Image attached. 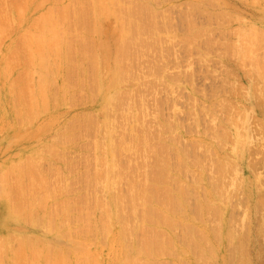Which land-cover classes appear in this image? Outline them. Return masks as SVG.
Here are the masks:
<instances>
[{"label": "rangeland", "instance_id": "obj_1", "mask_svg": "<svg viewBox=\"0 0 264 264\" xmlns=\"http://www.w3.org/2000/svg\"><path fill=\"white\" fill-rule=\"evenodd\" d=\"M60 1H61L60 3H58L59 0H56V3L46 2L44 4H40L39 6L37 0H27V2L26 0H0V29H1L0 35H2L0 36V39H2V41L0 40V45L3 42L2 45L0 46V79H1L0 80V167L2 168V170L0 168V172H1L0 175L3 173V169L5 170L8 168L7 170H10L13 167V165L15 166V163L17 164V162L20 163L21 161H24L26 159H30L34 162H38L37 160L42 162L43 160L45 163L39 162V164H41L39 165L40 166L39 169H41L39 170V172L42 171L43 173H45L43 174L40 172L43 177H46L45 180H50V181H45L46 186H44L43 183H40L41 188L42 185L44 186V188L46 187V191H44L45 190L44 188L41 189L40 186L37 185L38 187L36 186V188L37 189L39 188L38 192H36L37 189L34 188L33 190L34 192H31L30 194L35 196L36 193L39 194V190L41 189L43 193L41 192L40 195L46 193V195L44 194L43 196L44 197L46 196L48 201L50 199L49 203L54 204L51 205L48 203L49 205L47 207V210L45 211V215H47L48 217L43 219L44 221L42 220L41 223H38L40 221L38 220L36 221L33 219V220H29L28 222V219L30 218H27L24 214L23 215L20 214L22 216H19L17 215L18 213L16 210L11 209L10 211L7 208L11 202L9 201L10 199L6 198L7 196H5L7 189L3 188V186L1 185L0 189L1 188L2 189L0 190V202L1 204H3V206L0 205V233H1L0 242L3 240V242L6 243V247L9 248L10 246L9 249L14 250L15 247L17 248V246H19L20 244V243L18 244L19 241L22 242V240H26V238H28V235H30L31 237H33L31 238L29 236V238L33 241V244L37 245V247H39L41 250L42 249L46 250L49 249L50 246L51 247L54 246L53 248H51L52 253L50 251L51 249H49L51 256H54L55 254L57 255L59 248H60L59 252L63 250L62 253H65V250L66 253H68L69 251L67 250L71 249L67 255L69 257L66 256V258H69L70 261H72L71 256L72 254H74V251L76 250V248L74 249V247L75 246L78 247L77 242H76L77 245L73 244L75 243L74 242L75 240L77 241L80 240V242L84 241L82 243L83 244L85 243V245L87 244L86 246H88V244L91 242L93 244L91 243L89 244V246H91L90 249L94 250L95 248L97 252L99 251L98 254H100L99 259H101L100 261L101 264L103 263L115 264L113 258L114 254H111L114 251L112 249V246H110L111 244L109 241V237L111 236L113 237L114 234L120 236L121 231H120V227H118L119 224L117 222H112L111 230H110L111 232L109 233L108 236H105L106 237L105 238L104 235L106 234V232L104 231L105 234H103L104 233L103 230L102 229L99 230L97 228L99 225L98 223H100L99 220L100 217L98 218V215L100 214L97 209L98 207L94 206L95 201L102 199L104 196L110 202H112L113 200L112 192L113 190L115 191V189L109 187V185H111L110 182L113 179L112 177H110L111 179L110 178L107 179L109 181L105 180L104 183H103L104 181L103 179H99L97 186H95L94 183L96 180L94 178L97 177V168L103 169L102 165L105 161L104 159L107 160L109 159V157H111L108 151H109V147L112 146L114 148L117 147L122 148V150H120V153L117 152L119 154L116 156L117 157L116 160L117 162L118 160L121 161L120 163L118 162L119 164L117 163L119 166L121 164L123 165V167L125 166V168H123L121 165L122 173H125L122 174V176L124 175L123 178L125 177V175H127L128 177V178L127 177L124 178L123 183L120 184L118 190H116L115 193L118 192L123 195L124 194L128 195V193H130V191L133 190V188H136L138 186L135 183L138 181L141 182L140 179L143 178L144 179L146 178L147 181L146 185L147 184L148 186L150 185L149 187L151 188V189H146L147 191L146 200L148 201L146 206L145 207L142 205H140V207L138 206L137 209L135 210L136 215L133 217L134 215L133 213V215H130L129 218L131 219V221H129L128 219V221L134 228L133 229L134 234L131 237H129L130 239L129 238L123 239L122 242L120 243V246H122V243L124 244L126 243V245L128 246L127 247L125 245L126 247L125 249L127 253L129 252L128 251L129 248L130 247L132 248L135 239L136 240L138 239L137 241H140L141 239L145 238L143 237L140 238L139 240V238L137 237H142L143 234L147 236V233H149L148 236H150V231L152 232L153 230L154 231L153 234L155 238L161 236L164 237L165 239L166 233L170 231L169 236H171V238L168 237L167 235L166 236L167 239H165V241L171 239L173 244L171 243V241H168L170 243L167 244L163 239L164 243L162 244L163 245L161 248L162 251L160 250L161 253L158 251V248L155 247L153 249L159 252V254H157L156 251H154L155 253L151 256L153 258L155 256L159 257L160 255L159 259L156 257L153 259L156 261L161 260L162 264L164 263L166 264L168 262L169 264H235V263L238 264V262H240L239 264L242 263L264 264V230H262V228H264V219H263L264 204L262 202L263 205H261L257 209H254L256 207L252 206L257 201L256 199L258 198L257 196H259V193L262 192V195L261 194L260 195L262 196V198H264L263 196L264 144L262 143L264 142L263 141L264 137L260 132L261 130L260 124L264 125V106L262 104H258L264 102V0H116L114 2H112V0H97V1L74 0L76 7L74 6H73L74 8L69 7L71 9V13H70L71 17L69 16L68 19L70 20L69 22L67 21L68 23H70L72 19L74 23H70L68 26H66V28H69V26L73 24L74 27V28L73 27L69 28V30L71 29L74 30H71L69 33L72 35H70L69 37L67 36L69 40H72L74 37L75 39L73 40L74 41L76 40L74 42L75 44L72 41L75 47L73 49L75 50L70 51L72 56L71 60L73 61L71 62V64H69L66 60H63L62 62L64 63L61 64V69H59V73L55 69L51 74L49 73V75H47L49 78L46 76V78L49 80L48 84H50L49 87L47 85V99H45L46 101L48 100V102L44 101L47 107L44 105L46 107V109L44 110L42 104L36 106L38 108L39 114L38 113L36 114L35 112H34L35 115L30 114L32 116H35L32 117L33 121L30 122L29 120H31L30 118L31 116L30 115L28 116V114L26 113L27 111L25 109L23 110V112H25L24 115L22 111L21 114L23 116H25L26 114L27 115L26 117H22V115H20L22 118L18 115L16 117L17 113L14 112L17 111H14L13 108L12 110L10 109L13 105L11 102L13 99L11 98H14L13 101L14 105L16 101L13 92L12 94L9 93L10 91H12V90L9 91V89L12 86V83L15 82L16 83L15 86H17L21 90L26 88L27 84L28 86L30 85L29 83H27L28 82L27 80L28 51L22 40L23 35L21 33L22 31L24 32L25 30L30 29V27H32L31 23L33 24L34 22L33 19L35 20L36 17L42 12L43 13L46 12L48 10L47 7L49 8L50 6L62 7L66 5L65 2L69 0H60ZM76 2H80V4ZM95 3H97L98 7H96ZM36 4L40 8H38ZM20 5H22L24 8H22V6L20 7ZM34 6L35 8L37 6L36 10H34L35 9L33 8ZM101 6L102 8H100ZM18 7L21 8L20 10L24 14L23 13L20 14V12L18 13V11H20V10L18 11L16 10L19 9ZM131 9H133V11ZM74 10H77L76 15H74L75 17L73 16V14H75ZM98 11H100V13ZM128 12L129 13L132 12V13L129 14ZM16 14L19 16H17ZM95 14H98L99 22H100V26L97 32L96 31L94 32L91 26L93 23L92 17L93 16L95 17ZM76 16L77 18L79 17L78 18L79 22ZM91 18H92V22H91ZM2 21L7 25L1 23ZM19 21L21 22L19 23ZM75 22H78L76 23L77 27L75 25ZM84 22L86 23V26ZM124 25H126L125 26L126 28L124 27ZM131 26L133 27V29ZM134 26H136V29L140 27L138 29L140 32L138 33H140L141 37L137 36L138 33L133 32L136 31ZM122 27H124V29L129 31L128 35H126V37L128 36L126 39L127 43H129L130 45L129 48L130 58L128 57L129 61L127 62L128 64L130 63L132 69L129 68L130 67L129 65L128 68L131 70H129L126 66V68L128 69L126 71L127 73L125 72L127 79L125 78V74H124L123 78L125 79L120 81L121 84L119 85V87L117 86L115 88V89L121 88L120 90L123 93H121V91L119 90V92L121 93L120 99H118L117 101L110 102V96L112 94L111 92L112 88L110 84L115 75L114 63L116 62V60L114 54L117 53L116 49L119 47V43L121 42V32L119 33V30L120 28L122 29ZM251 28H253L255 31H253ZM196 29L199 31H197ZM195 30L198 35L197 34L195 35L196 33ZM80 31H82L81 34L84 39L85 38L87 39V37L90 35L87 40L85 39L86 41L81 40L83 38L80 39V37H82ZM144 31L146 32V34ZM76 33L80 34L79 39ZM247 33L248 34L250 33V36L251 35L252 36L247 37ZM73 35L74 37L72 38ZM116 35L118 36V39L116 38ZM134 35H136V37ZM190 35L192 36V41L191 38L190 40L189 39L187 40V38L191 37ZM240 35H242V38L246 36V39L250 38V40L244 41L241 39ZM255 35L256 36L259 35V37L257 36L258 38L256 37L257 38L256 40H255ZM132 36L134 37L132 38ZM1 37H3L4 40ZM138 37L140 38L141 41L137 39ZM251 38L252 39L254 38V41H252L253 43L251 42L252 40ZM249 41L252 44H250ZM85 42L86 45H84ZM72 43L70 41L71 46H73ZM244 43L245 45L248 46L246 49H248L250 45L249 54H247L248 50L242 48L244 47L243 46ZM135 44L139 45L141 49ZM142 45L143 48L141 47ZM13 49L15 51L17 50V52L13 51ZM78 49L79 51L80 50L82 51H80L79 53ZM85 51H89L90 53L87 52L88 59L85 58L86 57L85 55L83 60L82 59L83 57L81 56L82 55L81 52H85ZM12 53L16 57L13 56L14 57L13 59H15L14 61L12 59L10 60L16 63L12 62L13 64H15L13 66L11 65V63L8 65L12 66V68L14 67L15 69L11 68L12 70H14V71L11 70L12 73L8 71L10 75L8 72H7L8 74L3 75V70L5 69L4 67L6 66L4 63L5 58L6 59L11 58ZM8 54L9 55L11 54V57L10 56L7 57ZM88 55L91 57H89ZM112 56L114 57L111 58ZM112 59H114L115 62L111 61ZM76 60H77V64L75 63ZM7 61L6 64L9 63ZM79 61H81V63H84L83 64L84 67L80 64ZM88 61L91 62V64H89ZM104 61H107L109 63L107 64ZM94 63L96 65H94ZM260 63L262 64V66ZM77 65L81 66L80 70L78 69ZM92 65H94V67H92ZM256 65H258L260 68L258 66L256 67ZM73 66L76 69L73 68ZM240 66L243 69H241ZM71 67L73 69H71ZM83 69L84 71H82ZM80 71L84 73H81ZM18 73L20 75H18ZM259 74L261 75L259 76ZM8 75L9 77H7ZM15 75L18 76L15 77ZM34 75H36L35 78H32L30 81L32 85H35L36 78L38 76L37 72H35ZM109 77L110 80L108 81ZM56 80L58 85H55L56 83L53 82ZM1 84L4 87V90ZM52 84H54V86ZM251 86L254 89H252ZM55 93L56 95H54ZM49 96L53 99V101L52 99H50ZM55 96L59 100L55 99ZM219 100H220V104H219ZM105 106L106 108H108V110L105 109ZM14 107H16V105ZM37 108L35 109L37 110ZM233 116L236 117L235 123H232L233 120L232 118H234ZM224 119H226V121H223ZM19 120L23 121V122L20 121L22 123L20 124V127L18 124L20 123L18 122ZM3 121L5 124L3 123ZM28 121L29 123H27ZM111 121L112 123L115 121V123H113V126L112 124L111 126L113 127V129H115V131L116 130L117 131L115 132L114 130H111L114 131V133L112 132L111 134H114L113 138L115 137V135H116V139L119 138L117 142H115V138L114 139L112 138L113 139L112 142L110 140L111 139L110 136L108 135L109 134L108 131H110V127L108 123L109 122L111 123ZM258 122H260V124H258ZM212 123H214L213 124L214 130L215 128L216 130L215 131L213 130L211 132L210 130L213 129ZM227 123H229L230 125ZM114 124L118 126L116 125L114 126ZM208 125L209 127H211L210 130L209 127H207ZM39 126L42 129H40ZM230 126L232 128H230ZM217 128L218 130L220 129L219 131H221V133L226 128L227 129L229 128L231 130L230 132L227 131L229 135L231 133L228 139L225 138L221 139L223 140L221 144L222 145L221 150L219 149L221 145H219L220 147L217 146L216 144L217 137L214 135V132L215 134L216 132H218ZM36 129L38 132L36 131ZM248 130H250L249 133ZM210 132L212 136L211 134H209ZM250 132L252 134H250ZM213 135L214 138H212ZM216 135L218 136V134ZM209 136H211L210 139ZM130 137L132 140L130 139ZM142 137L146 139L144 140L145 142L143 141L144 144L146 143L147 144L152 143L151 145L154 144L153 146L155 147L153 148H156L154 149L155 151L152 152L147 147L140 149V143H141L140 141L144 139ZM199 141L205 144V148L202 147L204 146L203 144L200 145L201 143ZM206 147H208L209 151L212 149L213 152H215L212 153L210 151L211 154L208 152L209 155L213 154L215 158L225 157L228 161L234 164V169L232 168L231 174L230 172L227 174L225 173L226 175H224V177L218 181L219 186L221 185V183L223 184L221 185V187L223 186L222 189H224L225 192L224 190H222L223 191L222 193L223 194L226 193V195L228 196L224 197L222 195L223 196L222 199L225 200V198L226 197L227 198L225 201L221 199V202L217 203L219 205L221 204L220 208H217L216 206L217 211L218 209L221 210H219L218 211L219 213L217 212L216 215L214 213V216H208L210 217V219L206 217V214L203 212L202 209L200 210L201 206L199 205V203L202 205L201 202L209 194V192L207 191H210L211 189H212L211 191H213V189L214 192L215 189L217 191V188H214L215 185L213 184L215 181L213 182L210 177L212 173L214 174L215 171L214 166L210 164L211 162H206L205 160L207 158L205 152L208 151ZM240 147H242L243 149ZM50 148H52V150H50ZM240 149L242 150V154L237 152V151H241ZM47 150L48 151L50 150L51 152H48ZM16 153L17 155L13 156ZM126 153L128 156L126 155ZM25 155L26 156L29 155L30 158L27 157L25 159L24 158L26 157ZM100 155L101 156L103 155V157H100ZM142 155H145V158H143L144 156L142 157ZM182 155L184 156L183 158L179 157ZM187 155L189 159L185 161L186 160L185 157ZM118 157L120 159H118ZM249 157H251L255 161V166L253 168L252 166L248 165V162L246 160ZM179 158H181V160H183L184 163H182V161H179L180 160ZM203 160H205L206 166H204L203 168L201 165H199V167H201L199 169L198 164L196 166V161H203ZM236 163L239 164L240 166L237 165ZM8 165L10 167H8ZM56 170H59L60 172ZM198 171L201 172L199 173ZM228 174H230L229 177L231 181L229 180V177L228 178L225 177ZM256 174L260 177L259 179L255 178ZM198 176L201 177V179ZM91 178H92V182H91ZM126 178L130 180H127ZM224 178H226L224 180L225 182L220 183V181H223ZM33 179L34 182H36V179L35 178ZM57 180H59V182H57ZM31 181L32 179L30 180V184ZM235 181L238 182L235 183ZM52 182L54 183L53 185ZM226 182L228 183V185L226 184L227 186L225 185ZM37 184H39L38 178H37ZM49 185L51 186L49 187ZM53 186L55 189L56 188L58 189L54 190ZM48 187L49 189L51 188V190L53 189L52 192L51 190L47 189ZM107 187L108 189H110V191L107 190ZM255 187H258V190ZM66 189L67 191L68 190L69 191L66 192ZM165 192H168L171 195V197L174 198L172 200L173 203L179 200L180 201V202L178 201L179 204L177 205L172 204L173 206L172 208L170 203L171 197L164 196ZM115 193L113 192V194ZM47 194H49L50 196H48ZM7 195L8 197H10L9 192ZM214 195L215 196L212 195V197H214L213 199H216L215 197H218V195L217 194ZM4 196L5 198H3ZM34 196L33 198H35V201L30 200L29 197H28V201L30 202V204L34 202L31 205L34 204V206H37L40 203L41 199L39 198V195L35 197ZM43 196L40 197L42 198ZM50 197H52L53 199L51 200ZM161 197L170 198L169 203L167 201L166 202L171 207V218L174 219V221H172L173 219H171V222H173L171 224H174L172 225L173 229L172 227H170L171 229L168 228L167 226L164 227L163 226L164 224L159 222L160 220L159 217L157 216L158 210H161L162 208L165 209V207H162L163 205L162 200L166 199V198L162 199ZM30 198L32 199V197ZM61 199L65 201L67 199L69 201V203L66 202L69 205L65 207L64 210L60 209V205L66 206V203L64 201V203L61 204L62 202ZM58 201H61L59 204V208H57ZM70 201H72L73 203H71ZM91 201H94V203L93 202L91 203ZM53 202H57V203H53ZM167 203L164 204L168 206ZM55 204L57 207H55ZM113 204L114 203L112 202V205ZM79 208H82L83 210L87 208L88 210H90L91 213L89 216H92L93 219L94 218L95 219L93 220L92 217H85L89 214L87 213V215H85L86 214L85 212H87L88 210L86 209L85 212H82L83 210L82 209L80 210ZM166 208L168 209V207ZM55 209L60 211L61 214H59L58 211H57L58 214H56L55 213L56 211H54ZM77 209H79L80 212H77L78 211ZM246 209H248L249 211V213L247 212L250 215L249 218L246 216L247 215ZM66 210L68 211L66 212ZM252 210H255L256 212L253 213ZM13 211L16 212L13 213ZM71 211H73L74 213ZM215 211L216 209L214 210V212ZM93 213L95 217L93 216ZM144 213L146 216L149 214L148 217H146ZM54 214L55 217L57 216L60 217L55 218ZM62 214L63 216L64 215L65 216L61 217ZM13 215H17V216H13ZM74 215H79L80 217L79 220H81V223L78 222L79 221L78 216L76 218ZM82 215L85 216L81 217ZM11 216L13 218L15 217L16 219L15 218L11 219L12 218ZM67 216L68 219L66 218ZM141 216H144V218H142ZM150 216L153 219H151ZM196 216L197 219L195 218ZM211 217L215 222L211 220ZM61 218L67 219V221L69 220L68 221L69 224L67 223V221L64 222L65 220ZM81 218H83L84 220L88 218V220H86L85 222ZM154 218H156L155 220L159 222L158 223L159 226L157 222L154 220ZM21 219L23 220L20 221ZM206 219H208V221L211 220L210 223L208 221H205ZM231 219L234 221H232ZM46 220L48 221L46 222ZM71 220L73 221V223H71ZM91 220L94 221L93 223L94 225L92 224L93 226L92 225L91 226L88 225V226L89 228H91L92 232L88 230V228L87 229L85 228L87 227L88 223L89 224L92 223ZM229 220H231V222L235 226V227H231L232 229L234 228L235 232L232 231L233 232L232 235L233 237H235L236 240V243L234 242L233 244L232 243L231 244L235 246L234 247L232 246L231 247L232 249L229 248L227 249L225 247L227 243L226 244L220 243L218 245L223 244V246L219 247L218 245H215L214 250L216 251H213L215 254L212 252L214 255L212 254L211 257H208L209 256L208 255L207 256L208 259L202 258L200 256H198L196 259L195 255L192 254L191 252L192 249L190 248L191 244L189 243V241L186 239L185 240L186 242L184 243L185 238L183 234L186 233L185 231L187 230V235H190L193 238L196 236L195 240L200 245L203 244L204 237L201 236L199 231L195 230L194 226L196 227L199 226L200 228V225H202L205 222L206 223L208 222V224L210 225L212 223L213 224L216 223L213 226L216 225L218 226V223L219 226L226 225L227 223H229L230 225L231 222ZM245 220L248 221L246 222ZM52 221L53 223L55 222L54 225L53 223H51ZM76 221L78 222V225L76 224L77 223ZM45 222L48 223V225L45 224ZM60 222L62 224L61 226H60ZM245 222H246V227L245 226L242 227L243 225H245ZM142 223H144L143 224L144 226L142 225ZM1 224H4V226ZM184 224L186 228L184 227ZM83 225L86 226L83 227ZM229 225H227V227H230L232 224L230 226ZM5 226L8 229H5ZM35 226H37V228ZM50 226L53 232H51V229H49ZM21 227L23 230L20 229ZM94 227L96 230L94 229ZM74 228L76 230L73 231ZM243 228L246 229L248 228V231L247 230L244 231ZM66 229L69 230L68 233L65 232ZM158 230L159 233H161L162 235L156 234L155 236V231H157L156 233H158ZM162 230L166 231V233L164 232L165 233L164 234ZM8 231L10 234L12 233L11 235L13 236L9 235ZM44 231L46 233H49L48 237L45 236L47 234L44 233ZM100 231H102L101 232L102 234L100 233ZM80 232H82L81 233L82 235H80ZM243 233L244 234L246 233V235H244ZM7 235H9L12 238L8 239L9 236ZM54 235L58 238H55ZM210 235L211 238H213L211 233ZM14 236L15 238H13ZM67 236H70L69 237L70 239H68ZM95 236L96 239L98 240L95 239ZM66 237L69 240V242L72 240L74 241L69 243ZM201 237L203 238V241H201L202 240ZM21 238L22 240L18 241V239ZM61 238L63 240H61ZM199 238L201 240H199ZM121 239L122 236H120V240ZM244 239L245 241L242 242ZM175 240L178 242H176ZM36 241L38 242V244H36L37 243ZM210 241L211 239L210 240L205 239V242L209 243L211 246L213 243L212 241L211 242ZM51 242L53 243V245L51 244ZM41 243L44 245L42 246ZM63 243L66 246L67 244L70 245L68 247L69 249L66 248V246H63L62 245ZM56 244L59 245L56 246ZM236 244L237 245L239 244L240 246L239 245L236 246ZM185 245L187 246L185 247ZM199 245L198 244L194 245L197 247V249L195 250L197 254L198 252L201 253L202 251V247L200 248L201 245L200 246ZM80 246L76 251H79L80 248L82 249V247H84V245H81V243ZM86 246L84 247V250H86L85 249ZM89 246L87 248H89ZM179 246L180 248H178ZM171 247H173L174 249L173 248L171 249ZM132 249H133L132 252L130 251L129 253L133 254L134 246ZM10 250H8V252ZM182 250L185 253L184 252L182 253ZM229 250L230 252H228ZM83 251L80 250L81 253L83 254L86 253V251L84 252ZM232 251L233 253H231ZM229 253H231L230 257H232V255L234 256L230 258L228 255ZM8 254L9 253L5 255V260L7 261H9L10 258V255ZM206 254H209V252ZM190 256H192L193 258ZM195 259L197 260V262L195 261ZM236 259L238 260V262Z\"/></svg>", "mask_w": 264, "mask_h": 264}, {"label": "bare ground", "instance_id": "obj_2", "mask_svg": "<svg viewBox=\"0 0 264 264\" xmlns=\"http://www.w3.org/2000/svg\"><path fill=\"white\" fill-rule=\"evenodd\" d=\"M97 1V0H96ZM114 1H116V0H112V2H114ZM26 2H27V0H26ZM25 2V3H26ZM40 2H42V3H40ZM46 2H54V3H56V0H37V3L39 4V6H40V4H44V3H46ZM61 1L59 0V2L58 3H60ZM87 2V1H86ZM24 3V4H25ZM66 3V5H64V6H54V5H52V6H54L56 9H57V7H58V9L56 10L54 7H51L50 6V8L49 7H47L48 8V10L46 11V12H42L41 14H39L37 17H36V19L34 20L33 19V24L31 23V21H30V23H31V26L32 27H30V29H27V30H25L24 32L22 31V40H23V42H24V44H25V46H26V48H27V51H28V55H27V62H28V70H27V68H26V70L28 71V76H27V80H28V82L27 83H29L30 85V87L28 86V84L26 85V88H24V89H19L17 86H15L16 85V83L15 82H13L12 83V86H11V88L9 89V91L10 90H12V91H10L9 93H11L12 94V92H13V95H14V97H15V99H16V101H15V105H16V107H14L15 105H14V98H11V99H13L11 102H12V107L10 108L11 110H12V108L14 109V111H17V112H14V113H17L16 114V117H17V115L18 116H20V115H22L21 114V111L23 112V110L25 109L27 112V114H28V116L30 115V114H34V112L37 114H39V112H38V108L36 107V106H38L39 104H42V107H44V110L46 109V107H47V105H45V103H44V101L45 102H48V100L46 101L45 99H47V85H48V87L50 86V84H48V82H49V80L46 78V76L47 75H49V73L51 74L55 69H56V71H58V73H59V69H61V64L62 63H64V62H62L63 60H66L69 64H71V62L73 61V60H71L72 59V56H71V50H75V49H73V48H75L74 47V42L76 41H74L73 39H75V37H74V35L72 36V40H69V36L70 35H72V34H69L70 33V31L71 30H74V29H71V30H69V28L71 27H73V24H71L70 26H69V28H66V26H68L70 23H74V21H72V19H71V21H70V23H68L69 22V20L70 19H68L69 18V16H70V13H71V9L70 8H74V7H76V4H75V2H74V0H69V1H67V2H65ZM76 3H79L80 4V2H76ZM97 3H99V2H97ZM97 3H95V5H96V7H98V5H97ZM118 3V2H117ZM150 3V2H149ZM23 4V5H24ZM30 4H31V1H30ZM26 5V4H25ZM24 5V6H25ZM37 5V4H36ZM83 5V4H82ZM106 5H107V3H106ZM148 5V4H147ZM150 5V4H149ZM19 6V5H18ZM22 5H20V7H21ZM38 6V5H37ZM37 6H36V8H35V6L33 7V8H35L34 10H36L37 9ZM38 6V8H40ZM44 6V5H43ZM74 6V7H73ZM41 7H42V5H41ZM70 7V8H69ZM136 7V6H135ZM19 8V7H18ZM22 8H24L23 6H22ZM100 8H102V6L100 7ZM21 8H19V9H16L17 11L18 10H20ZM27 9V8H26ZM69 9V10H68ZM78 9V8H77ZM98 9V8H97ZM142 9V8H141ZM23 10V9H22ZM105 10V9H104ZM132 11H133V9H131ZM137 10V9H136ZM144 10V9H143ZM142 10V11H143ZM16 11V12H17ZM25 11V10H24ZM32 11V10H31ZM97 11V10H96ZM129 11H130V9H129ZM20 12V14L21 13H23V12H21V10L20 11H18V13ZM33 12V11H32ZM83 12V11H82ZM85 12V11H84ZM95 12V11H94ZM99 13H100V11H98ZM118 12H119V10H118ZM139 12V11H138ZM144 12V11H143ZM142 12V13H143ZM73 13V12H72ZM74 13L75 14H73V16L74 15H76V13H77V10H74ZM129 13V12H128ZM132 13V12H131ZM131 13H129V14H131ZM140 13V12H139ZM219 13V12H218ZM24 14V13H23ZM30 14V13H29ZM83 14V13H82ZM86 14V13H85ZM90 14V13H89ZM92 14H93V12H92ZM123 14V13H122ZM137 14V13H136ZM141 14V13H140ZM139 14V15H140ZM17 15V14H16ZM37 15V14H36ZM80 15V14H79ZM143 15V14H142ZM221 15V14H220ZM17 16H19V15H17ZM87 16V15H86ZM71 17V16H70ZM75 17V16H74ZM83 17V16H82ZM85 17V16H84ZM104 17V16H103ZM124 17V16H123ZM20 18V17H19ZM76 18H77V16H76ZM75 18V19H76ZM79 18V17H78ZM78 18H77V20H78ZM88 18H90V17H88ZM93 18V23H92V28H93V30H94V32L96 31H98V29H99V26H100V22H99V16H98V14H95V17L93 16L92 17ZM92 18H91V22H92ZM17 19H18V17H17ZM80 19H81V16H80ZM83 19V18H82ZM25 20H26V18H25ZM89 20V19H88ZM4 21V20H3ZM1 22V23H4V22ZM68 21V22H67ZM86 21V20H85ZM90 21V20H89ZM8 22V21H7ZM21 21H19V23H20ZM78 22H79V20H78ZM78 22H75V25H76V23H78ZM105 22V21H104ZM80 23H81V21H80ZM83 23V22H82ZM85 23V22H84ZM4 24H6V23H4ZM18 24V23H17ZM2 25V24H1ZM7 25V24H6ZM6 25H4V26H6ZM22 25V24H21ZM74 25V26H75ZM79 25V24H78ZM82 25V24H81ZM84 25V24H83ZM80 26V25H79ZM78 26V27H79ZM85 26H86V23H85ZM88 26V25H87ZM126 25H124V27H125ZM28 27V26H27ZM76 27H77V25H76ZM81 27V26H80ZM124 27H122V29L120 28V30H119V33L121 32V42L119 43V47L116 49V51H117V53L116 54H114V56H115V60H116V62L114 61V59H112L111 61H114L115 63V75H114V77H113V79H112V81H111V88H112V94H111V96H110V102H112V101H117L118 99H120V94L121 93H123L120 89L121 88H117V89H115L117 86L119 87V85L121 84V82L120 81H122V80H124L125 78H126V71L129 69V68H131L132 69V67L130 66V63L128 64V62L127 61H129L128 60V57H129V48H130V45H129V43H127V37H126V35H128V33H129V31L128 30H126V29H124ZM132 27V26H131ZM131 27H130V29H131ZM135 27V29H136V26H134ZM4 28H7V27H4ZM9 28V27H8ZM12 28V27H11ZM17 28V27H16ZM15 28V29H16ZM29 28V27H28ZM74 28V27H73ZM83 28V27H82ZM126 28V27H125ZM140 28V27H139ZM138 28V29H139ZM132 29H133V27H132ZM138 29H136V31H133L134 33L136 32V33H138V32H140ZM246 29V28H245ZM253 31H255L253 28H251ZM1 30V29H0ZM2 30H3V28H2ZM5 30V29H4ZM7 30V29H6ZM13 30H14V28H13ZM80 30V29H79ZM143 30H145V29H143ZM193 30V29H192ZM197 30V29H196ZM196 30H195V32H196ZM249 30H250V28H249ZM69 31V32H68ZM76 31H77V29H76ZM132 31V30H131ZM197 31H199V30H197ZM245 31V30H244ZM7 32V31H6ZM5 32V33H6ZM13 32V31H12ZM81 32L82 31H80V34H81ZM93 32V33H94ZM114 32V31H113ZM118 32V31H117ZM145 32V31H144ZM190 32V31H189ZM4 33V32H3ZM18 33V32H17ZM19 33V34H20ZM74 33V32H73ZM118 33V34H119ZM130 33H132V32H130ZM134 33H132V34H134ZM191 33V32H190ZM193 33V32H192ZM198 33H200V32H198ZM244 33V32H243ZM251 33V32H250ZM250 33L248 34L247 33V37L248 36H250ZM77 34V33H76ZM79 34V33H78ZM77 34V37H78V39H79V37H80V34L78 35ZM88 34V33H87ZM92 34V33H91ZM96 34V33H95ZM117 34V35H118ZM145 34H146V32H145ZM197 34V32L195 33V35ZM252 34V33H251ZM7 35V34H6ZM116 35V38L118 39V36ZM137 35V34H136ZM136 35H134L135 37H136ZM189 35V34H188ZM198 35V34H197ZM253 35V34H252ZM251 35V36H252ZM0 36H2V35H0ZM8 36V35H7ZM21 36H20V38H21ZM68 36V37H67ZM81 36H82V34H81ZM90 36V35H89ZM88 36V37H89ZM94 36V35H93ZM134 36H132V38L134 37ZM137 36H139V37H141V35H140V33H138V35ZM143 36V35H142ZM191 36V35H190ZM192 36H193V34H192ZM192 36L191 37H189V38H187V40L189 39L190 40V38H191V41H192ZM250 36V37H251ZM258 37H259V35H257ZM256 35H255V40L258 38ZM6 37V36H5ZM15 37V36H14ZM19 37V36H18ZM86 37V36H85ZM88 37H87V39H88ZM137 38L138 40H140V38ZM240 37H241V39L242 40H244V41H247V40H250V38H248V39H246V36L245 37H243L242 38V35H240ZM239 37V38H240ZM254 37V36H253ZM257 37V38H256ZM1 38H3V37H1ZM81 38H83V36L82 37H80V39ZM196 38V37H195ZM77 39V40H78ZM86 39V38H85ZM84 38L83 39H81V40H85ZM86 39V40H87ZM90 39V38H89ZM92 39V38H91ZM116 39V40H117ZM246 39V40H245ZM252 39V38H251ZM1 41H2V39H0ZM3 40H4V38H3ZM85 40V41H86ZM133 40H135V39H133ZM70 41H71V43H72V41H73V46H71V44H70ZM89 41H91V40H89ZM88 41V42H89ZM141 41V40H140ZM252 41H254V38L251 40V42ZM118 42V41H117ZM129 42V41H128ZM250 41H249V43L250 44H252ZM3 43V42H2ZM2 43H1V45H2ZM15 43H17V42H15ZM78 43V42H77ZM83 43H84V41H83ZM82 43V44H83ZM138 43H140V42H138ZM145 43V42H144ZM248 43V42H247ZM246 43V44H247ZM23 44V43H22ZM137 44V43H136ZM135 44V45H136ZM146 44V43H145ZM0 45V46H1ZM8 45V44H7ZM84 45H86V42H85V44ZM98 46V45H97ZM136 46H138L139 47V45H136ZM244 47H242V48H245V50H248V52H247V54H249V49H250V45H249V48L248 49H246L248 46L247 45H245V43H244V45H243ZM135 47V46H134ZM142 48H143V45L141 46ZM78 48V47H77ZM82 48V47H81ZM133 48V47H132ZM140 48V47H139ZM241 48V49H242ZM108 49V48H107ZM136 49V48H135ZM134 49V50H135ZM141 49V48H140ZM7 50V49H6ZM13 51H15L14 49H13ZM21 51H22V49H21ZM77 51V50H76ZM78 51H79V49H78ZM77 51V52H78ZM80 51H82V50H80ZM80 51H79V53H80ZM107 51V50H106ZM15 52H17V50L15 51ZM73 52V51H72ZM87 52H89V51H85V52H81V56L83 57H81L83 60H84V57H85V55H86V57L85 58H87ZM143 52V51H142ZM90 53V52H89ZM88 53V54H89ZM73 54V53H72ZM74 54H75V52H74ZM78 54V53H77ZM18 55V54H17ZM25 55V54H24ZM117 55V56H116ZM244 55V54H243ZM8 56H10L11 57V54L9 55H7V57ZM13 56H15V55H13V53H12V57L11 58H9V59H6L5 58V65H3V66H5L4 68V70H3V75H5V74H8L9 72H11L12 73V71H14V70H12V69H15L14 67L12 68V66L13 65H15V64H13V63H16V62H13L15 59H13L14 57ZM19 56V55H18ZM79 56H80V54H79ZM89 56V55H88ZM114 56H112L111 58H113ZM16 57V56H15ZM89 57H91V56H89ZM96 58V57H95ZM95 58H92V59H95ZM103 58V57H102ZM105 58V57H104ZM130 58V57H129ZM3 59V58H2ZM10 59H12L13 61H11ZM88 59V58H87ZM101 59V58H100ZM107 59V58H106ZM108 59H110V58H108ZM4 60V59H3ZM8 60V61H7ZM97 60V59H96ZM6 61L7 62H9V63H7L6 64ZM11 61V62H10ZM95 61V60H94ZM100 61H102V60H100ZM109 61V60H108ZM13 62V63H12ZM21 62V61H20ZM80 62V64L83 66V64L84 63H81V61H79ZM83 62H85V61H83ZM104 62H106L107 64L109 63V62H107V61H104ZM103 62V63H104ZM11 63V65L12 66H10V65H8V64H10ZM18 63V62H17ZM67 63V64H68ZM76 64H77V60H76V62H75ZM88 63L89 64H91V62H89L88 61ZM113 63V62H112ZM262 63V62H261ZM260 63V64H261ZM22 64V63H21ZM25 64V63H24ZM66 64V65H67ZM74 64V63H73ZM127 64V65H126ZM135 64V63H134ZM257 64H259V63H257ZM263 64V63H262ZM262 64H261V66H262ZM2 65V64H1ZM16 65H18V64H16ZM65 65V66H66ZM94 65H96L95 63H94ZM94 65H92V67H94ZM130 67H129V66ZM9 66V67H8ZM21 66V65H20ZM74 66H76V65H74ZM73 66V68H75ZM87 66V65H86ZM91 66V65H90ZM126 66H127V68H126ZM258 65H256V67H257ZM77 67H78V69L80 70L81 69V66L80 65H77ZM84 67V66H83ZM82 67V68H83ZM259 67V66H258ZM12 68V69H11ZM72 67H71V69H73ZM240 68H241V66H240ZM260 68V67H259ZM58 69V70H57ZM76 69V68H75ZM131 69H129V70H131ZM241 69H243V68H241ZM2 70V69H1ZM12 70V71H11ZM9 71V72H8ZM18 71V70H17ZM24 71V70H23ZM61 71V70H60ZM75 71V70H74ZM82 71H84V69L82 70ZM8 72V73H7ZM35 72H37V74H38V76H37V78H36V82H35V85H32L31 84V79L32 78H35V76L36 75H34V73ZM81 72V71H80ZM126 72V73H125ZM81 73H84V72H81ZM262 73V72H261ZM2 74V73H1ZM26 74V73H25ZM124 74H125V78H123L124 77ZM129 74H130V72H129ZM9 75H10V73H9ZM9 75L7 76V77H9ZM18 75H20L19 73H18ZM18 75H15V77L16 76H18ZM22 75V74H21ZM31 75H33V76H31ZM53 75V74H52ZM57 75V74H56ZM142 75V74H141ZM145 75V74H144ZM147 75V74H146ZM254 75H256V74H254ZM261 74H259V76H260ZM24 76V75H23ZM63 76V75H62ZM130 76V75H129ZM48 77V76H47ZM53 77V76H52ZM51 77V78H52ZM144 77V76H143ZM147 77V76H146ZM3 78V77H2ZM19 78V77H18ZM23 78V77H22ZM21 78V79H22ZM49 78V77H48ZM142 78V77H141ZM4 79V78H3ZM7 79V78H6ZM89 79V78H88ZM127 79V78H126ZM144 79V78H143ZM1 80V79H0ZM16 80V79H15ZM52 80V79H51ZM53 80H55V79H53ZM110 80V77H109V79H108V81ZM11 81H13V80H11ZM87 81V80H86ZM53 82H55L56 84L55 85H58L57 84V80L56 81H53ZM59 82H60V80H59ZM2 83V82H1ZM3 83H5V82H3ZM15 83V84H14ZM10 84V83H9ZM2 85V84H1ZM53 86H54V84H52ZM7 86V85H6ZM15 86V87H14ZM53 86H52V88H53ZM122 86V85H121ZM120 86V87H121ZM2 87H3V85H2ZM24 87V86H23ZM58 87V86H57ZM61 87V86H60ZM252 87V86H251ZM65 88H67V87H65ZM49 89V88H48ZM252 89H254L253 87H252ZM3 90H4V87H3ZM119 90L121 91V93L119 92ZM50 91V90H49ZM254 91V90H253ZM1 92H3V91H1ZM64 92V91H63ZM256 92H257V90H256ZM125 93V92H124ZM255 93V92H254ZM12 95V96H13ZM54 95H56V93L54 94ZM123 95V94H122ZM125 95V94H124ZM254 95V94H253ZM260 95V94H259ZM8 96V95H7ZM62 96V95H61ZM63 96H64V93H63ZM11 97V96H10ZM50 97V96H49ZM53 97V96H52ZM259 97V96H258ZM261 97V96H260ZM50 99H52L51 97H50ZM55 99H57L56 98V96H55ZM54 99V100H55ZM63 99H64V97H63ZM124 99V98H123ZM10 100V99H9ZM57 100H59V99H57ZM56 100V101H57ZM122 100V99H121ZM52 101H53V99H52ZM260 101V100H259ZM258 101V102H259ZM263 101V100H262ZM9 102V101H8ZM41 102V103H40ZM261 102V101H260ZM53 103V102H52ZM65 103V102H64ZM216 103V102H215ZM9 104V103H8ZM7 104V105H8ZM46 104H48V103H46ZM51 104V103H50ZM219 104H220V100H219ZM258 104H262L263 106H264V102H262V103H258ZM257 104V105H258ZM46 107H45V106ZM53 105V104H52ZM10 107V106H9ZM35 108H37V110L35 109ZM7 109H8V107H7ZM9 109V110H10ZM43 109V108H42ZM53 109V108H52ZM58 109V108H57ZM105 109H107L108 110V108H106V106H105ZM135 109V108H134ZM10 110V111H11ZM106 110V111H107ZM110 110V109H109ZM214 110V109H213ZM19 111V112H18ZM37 111V112H36ZM24 113L25 112H23V115H24ZM108 113V112H107ZM26 114V115H27ZM105 114V113H104ZM109 114V113H108ZM112 114H114V113H112ZM132 114H133V112H132ZM214 114V113H213ZM233 114V113H232ZM231 114V115H232ZM12 115H13V112H12ZM22 115V117H26V115L25 116H23ZM35 115V114H34ZM57 115V114H56ZM110 115V114H109ZM124 115V114H123ZM229 115V114H228ZM31 117V120H29L30 122L31 121H33V119H32V117H35V116H32V115H30ZM216 116V115H215ZM230 116V115H229ZM14 117H15V115H14ZM21 117V116H20ZM20 117H19V119H20ZM21 117V118H22ZM38 117V116H37ZM112 117V116H111ZM114 117V116H113ZM234 118H232L233 120H232V123H235V119H236V117L235 116H233ZM108 118H109V116H108ZM107 118V119H108ZM116 118H118V117H116ZM17 119V118H16ZM15 119V120H16ZM28 119H29V117H28ZM26 120H27V118H26ZM50 120V119H49ZM120 120V119H119ZM23 122L22 120H19L18 122ZM29 121L27 122V123H29ZM44 121V120H43ZM110 121V120H109ZM113 121V120H112ZM112 121H111V123L109 122L108 124H109V127H110V131H108V135L110 136V140L113 142V139L115 138V142H117L118 140H119V138L118 139H116V135H115V137L113 138V136H114V134H111L112 132L114 133V131H115V129H113V123H115V121L112 123ZM117 121V120H116ZM223 121H226V119H224ZM231 121V120H230ZM263 121V120H262ZM17 122V121H16ZM17 122V123H18ZM18 123L19 124V127H20V124H22V123ZM45 122V121H44ZM220 122H221V120H220ZM228 122V121H227ZM260 122H261V119H260ZM260 122H258V124H260ZM3 123H4V121H3ZM17 123H15V124H17ZM47 123V122H46ZM117 123V122H116ZM218 123V122H217ZM5 124V123H4ZM111 124H112V126H111ZM118 124H119V122H118ZM213 124L214 123H212V126H213ZM227 124H229V123H227ZM28 125V124H27ZM26 125V126H27ZM116 124H114V126H115ZM222 125V124H221ZM230 125V124H229ZM2 126V125H1ZM116 126H118V125H116ZM260 126H261V130H260V132L262 133V136L264 137V125L263 124H260ZM4 127H5V125H4ZM18 127V128H19ZM40 127V126H39ZM207 127H209V125L207 126ZM30 128V127H29ZM119 128V127H118ZM210 128L211 127H209V130H210ZM230 128H232L231 126H230ZM27 129H28V127H27ZM40 129H42L41 127H40ZM40 129H39V131H40ZM208 129V128H207ZM224 129V128H223ZM227 129V128H226ZM224 129L223 131H222V133H221V131H219L218 130V128H217V131L218 132H216V134H218V136L215 134V132H214V135L217 137V141H216V144H217V146H219V145H221L222 144V142H223V140H221L222 138H225V139H228L229 138V136L231 135V133H230V135L228 134V132H230L231 130L229 129ZM23 130V129H22ZM111 130H114V131H111ZM214 130V126H213V129H211L210 131L212 132ZM215 130H216V128H215ZM214 130V131H215ZM28 131V130H27ZM36 131H37V129H36ZM117 131V130H116ZM115 131V132H116ZM224 131H226V132H224ZM228 131V132H227ZM249 131L250 130H248V133H249ZM22 132V131H21ZM38 132V131H37ZM36 132V133H37ZM211 132L209 133V134H211ZM33 133H35V132H33ZM227 133V134H226ZM234 133V132H233ZM59 134V133H58ZM223 134V135H222ZM226 134V135H225ZM250 134H252L251 132H250ZM214 135H213V137L212 138H214ZM30 136V135H29ZM211 136H212V134H211ZM211 136H209V139L211 138ZM228 136V137H227ZM146 137V136H145ZM215 137V138H216ZM26 138V137H25ZM113 138V139H112ZM128 138V137H127ZM137 138V137H136ZM142 138H144V137H142ZM130 139H131V137H130ZM129 139V140H130ZM139 139V138H138ZM137 139V140H138ZM262 139V138H261ZM128 140V141H129ZM132 140V139H131ZM144 140H146L145 138L144 139H142V141H140L139 143H140V149L141 148H145V147H147L148 149H150V151H155L154 149H156V148H153V147H155V146H153V145H151V144H144ZM212 140H214V139H212ZM122 141V140H121ZM144 141V142H143ZM204 141V140H203ZM225 141V140H224ZM264 141V140H263ZM25 142V141H24ZM152 142V141H151ZM200 142V141H199ZM210 142V141H209ZM219 144H218V143ZM241 142V141H240ZM137 143V142H136ZM154 143V142H153ZM201 143V142H200ZM263 144H264V142H262ZM261 143V144H262ZM203 143H201L200 145H202ZM239 144H241V143H239ZM117 145H119V144H117ZM129 145V144H128ZM138 145V144H137ZM156 145V144H155ZM204 146H202V147H204L205 148V144H203ZM243 145V144H242ZM55 146V145H54ZM126 147V146H125ZM157 147V146H156ZM220 147V146H219ZM218 147V148H219ZM207 149H208V147H206ZM221 148H222V145H221V147L219 148L220 150H221ZM240 148H242V147H240ZM246 148V147H245ZM138 149H139V147H138ZM211 149V148H210ZM243 149V148H242ZM50 150H52V148H50ZM48 151V152H51V151ZM53 150H54V147H53ZM120 150H122V148H114V147H109V151H108V153L111 155V157H109V159H104L105 161H104V163H103V165H102V168L103 169H99V168H97V177L96 178H94V179H96L95 180V186H97L98 185V180L99 179H103L104 181H103V183L105 182V180H107V179H109L110 177H112L113 179H112V181L110 182L111 183V185H109V187H111V188H113V189H115V191L116 190H118V188H119V186H120V184L121 183H123V180H124V178L125 177H127V175H125V177L123 178V176H122V174H125V173H122V167H123V165H122V167H121V165L119 166L118 164L121 162V161H119L118 160V162H117V155L120 153ZM241 150V149H240ZM97 151V150H96ZM212 153H215V152H213V150L211 149L210 150ZM210 151H209V149H208V151L207 152H205L206 153V155H207V158L205 159L206 160V162H211L210 164L211 165H213L214 166V169H215V171H214V174L212 173L211 175H210V177H211V180L214 182L213 184L215 185V187L214 188H217V191H216V189H215V192H214V189H213V191H207V192H209V194L207 195V197L205 198V199H203V201L201 202L202 203V205L199 203V205L201 206L200 207V210L202 209L203 210V212L206 214V217L207 218H209L210 219V217H208V216H214V213H215V215H216V213L219 211V210H221V209H218V211H217V208H220V205L219 204H217V203H219V202H221V199L223 198V196L225 197V196H228V195H226V193L225 194H223L222 192V190H224V189H222V187H221V185H223L221 182H225L224 180L226 179V178H224L223 179V181H220V183H221V185L219 186V184H218V181L219 180H221L223 177H224V175H226L227 173H229L230 172V174H231V171H232V168L234 169V164L233 163H231L230 161H228L225 157H214V155L212 154V155H209L208 154V152L210 153ZM237 151V150H236ZM246 151V150H245ZM254 151V150H253ZM117 152H119V153H117ZM122 152V151H121ZM237 152H239L240 154H242V150L241 151H237ZM244 152V151H243ZM43 153V152H42ZM46 153V152H45ZM124 153V152H123ZM144 153V152H143ZM247 153V152H246ZM50 154H52V153H50ZM62 154V153H61ZM101 154V153H100ZM145 154V153H144ZM211 154V153H210ZM239 154V155H240ZM17 155V153L16 154H14L13 156H16ZM126 155H127V153H126ZM216 155V154H215ZM26 156V155H25ZM122 156V155H121ZM128 156V155H127ZM144 156V157H143ZM249 156V155H248ZM247 156V157H248ZM27 157H29V155H27L26 157H24L25 159L27 158ZM47 157V156H46ZM99 157V156H98ZM100 157H103V155L101 156L100 155ZM106 157V156H105ZM104 157V158H105ZM142 157L143 158H145V155H142ZM179 157H184L183 155L182 156H179ZM187 157V158H186ZM185 157V161H187L188 159H189V157H188V155ZM239 157V156H238ZM30 158V157H29ZM122 158V157H121ZM234 158V157H233ZM240 158V157H239ZM238 158V159H239ZM118 159H120L119 157H118ZM123 159V158H122ZM180 160L179 161H182V163H184L183 162V160H181V158H179ZM244 159V158H243ZM41 160H42V158H41ZM124 160V159H123ZM205 160H203V161H196V166H197V164H198V167H199V165H201L203 168H204V166H206V162H205ZM247 160V162H248V165H250V166H252V168L255 166V161L251 158V157H249V158H247L246 159ZM38 162H34V161H32V160H30V159H26V160H24V161H21L20 163L19 162H17V164L15 163V166L13 165V167L10 169V170H7V169H5V170H7V171H5L4 169H3V173L0 175V186L2 185L3 186V188H6L7 189V192H6V195L5 196H7L6 198H8V199H10L9 201L11 202H8V203H10L9 205H8V209L11 211V209L13 210H16L17 211V215H19V216H22L23 214L27 217V218H30V219H28V222H29V220H38V221H40V222H38V223H41L42 222V220L43 219H45V218H47L48 216L47 215H45V211L47 210V207H48V205L49 204H51V205H54V204H52V203H49V201H50V199H49V201H48V199H47V197L45 196H43L44 194L46 195V193H44L43 195L41 194L40 195V193L42 192L43 193V191H41V189L42 188H44V186H46L45 185V181H50V180H45V178L46 177H43L42 175H41V173H43L42 171H40L39 172V170H41V169H39V165H41V164H39V160H37ZM42 162H44L43 160H42ZM42 162H40V163H42ZM160 162V161H159ZM162 162V161H161ZM45 163V162H44ZM118 163V164H117ZM158 163V162H157ZM165 163V162H164ZM160 164V163H159ZM237 164V163H236ZM235 164V165H236ZM247 164V163H246ZM124 165H125V163H124ZM237 165H239V164H237ZM118 166V167H117ZM240 166V165H239ZM8 167H10L9 165H8ZM54 167V166H53ZM119 167H121V168H119ZM1 168V167H0ZM63 168V167H62ZM64 168H65V166H64ZM123 168H125V166L123 167ZM201 167H199V169H200ZM44 169V168H43ZM67 169V168H66ZM1 170H2V168H1ZM55 170V169H54ZM249 170V169H248ZM56 171H59V170H56ZM60 171H61V169H60ZM59 171V172H60ZM125 171V170H124ZM193 171H195V170H193ZM5 172V173H4ZM199 172V171H198ZM201 172V171H200ZM199 172V173H200ZM1 173V172H0ZM226 173V174H225ZM43 174H45V173H43ZM48 174V173H47ZM230 174H228L227 176H225V177H229L230 176ZM235 174V173H234ZM57 175H58V173H57ZM66 175V174H65ZM200 175V174H199ZM46 176V175H45ZM201 176V175H200ZM232 176H233V173H232ZM176 177V176H175ZM174 177V178H175ZM199 177V176H198ZM202 177H203V175H202ZM207 177V176H206ZM33 178H35L36 179V182H34V179ZM37 178L39 179V184H37ZM49 178V177H48ZM90 178V177H89ZM89 178H88V180H89ZM128 178V177H127ZM126 178V179H127ZM200 179H201V177H199ZM236 178V177H235ZM249 178V177H248ZM248 178H246V179H248ZM255 178H260L257 174H256V177ZM254 178V179H255ZM32 179V181H31V184H34V185H31L30 184V180ZM60 179H61V177H60ZM93 179V180H94ZM111 179V178H110ZM202 179H204V178H202ZM210 179V178H209ZM238 179V178H237ZM127 180H130V179H127ZM228 180V179H227ZM229 180L231 181V179H230V177H229ZM235 180V179H234ZM262 180V179H261ZM61 181V180H60ZM107 181H109V180H107ZM140 181L141 182H136L135 184H137L138 186V188L136 187V188H133V190H131L130 191V193H128V195H126V194H120V193H118V192H116L115 193V191L113 190V192L115 193V194H113V192H112V198H113V200H112V202L114 203L113 205H112V202H110L108 199H106V197L104 198H102V199H99V200H96L95 201V205L94 206H97L98 208V211H99V214L100 215H98V218H99V220H100V223H98L99 225H98V229L99 230H103V232L105 231L106 232V234H105V232L103 233V234H105L104 235V237L105 236H108L109 235V233L111 232L110 230H111V225H112V222H117L118 224H119V226L118 227H120V231H121V234H120V236H122V239L120 240V236H118L117 234L115 235L114 234V236L112 237H109V241H110V246H112V249H113V251L114 252H112L111 254H114L113 255V258H114V263L115 264H162V261L160 260V261H156V260H154L153 258H155V257H151L155 252L154 251H156V250H154L153 248H158V251L160 252V250H161V248H162V244L164 243V241H165V239H167V235H168V237H170L171 238V236H169V233H170V231H168V233H166V231H163L162 230V232L164 233H166V236H165V239H164V237H161V236H157L158 238H155L154 237V231L152 230V232L150 231V236H148V234L149 233H147V236L145 235V234H143V236L142 237H137V238H139V240H140V238H143V237H145V238H143V239H141L140 241H137L136 239L134 240L135 242V245H134V243H133V245H132V248H133V246H134V253L132 254V253H129L130 251L132 252V248L130 247L129 248V252L127 253L126 252V247H125V245H126V243L124 244V243H122V246H120V243L122 242V240L123 239H128L129 237H131L133 234H134V232H133V226L130 224V222L129 221H131V219H129L130 218V215H133V213H134V215H133V217L136 215L135 214V210L137 209V207L139 206L140 207V205H142V206H146V204L148 203V201L146 200L147 198H146V189H151L149 186H148V184L146 185V183H147V181H146V178L144 179H140ZM180 181H182V180H180ZM207 181H208V179H207ZM255 181H257V180H255ZM57 182H59V180H57ZM88 182H90V181H88ZM91 182H92V178H91ZM129 182V181H128ZM179 182V181H178ZM227 182H229V181H227ZM225 183V185L227 184L228 185V183ZM233 182V181H232ZM236 182H238V181H235V183ZM249 182V181H248ZM36 183V184H35ZM40 183H43V185H42V188H41V184ZM51 183V182H50ZM61 183V182H60ZM234 183V182H233ZM232 183V184H233ZM54 183L52 182V185H53ZM134 184V185H135ZM254 184H256V183H254ZM37 185H39L40 186V190H39V194H37L36 192H38V189L36 188V186ZM90 185V184H89ZM92 185V184H91ZM225 185H224V187H225ZM226 185V186H227ZM251 185V184H250ZM48 186V185H47ZM51 185H49V187H50ZM55 186V185H54ZM54 186H53V189L54 190H56V189H58V188H54ZM101 186V185H100ZM232 186V185H231ZM237 186H239V185H237ZM256 186H258V185H256ZM260 186V185H259ZM38 187V186H37ZM49 187L47 188L48 190H51V188L49 189ZM56 187V186H55ZM59 187V186H58ZM67 187H69V186H67ZM94 187V186H93ZM147 187H149V188H147ZM182 187V186H181ZM184 187V186H183ZM34 188H36L37 189V191L35 192L36 193V195L35 196H37V195H39V198L41 199L40 200V203L37 205V206H34V204L33 205H31L32 203H34V202H32L31 204H30V202L28 201V197H29V199L30 200H34L35 201V198H33V196L34 195H31L30 193L31 192H34L33 190H34ZM71 188V187H70ZM90 188V187H89ZM255 188H257V190H258V187H255ZM2 189V188H1ZM0 189V190H1ZM45 190L44 191H46V187L44 188ZM52 189V190H53ZM63 189V188H62ZM103 189V188H102ZM152 189H154V188H152ZM254 189V188H253ZM47 190V191H48ZM52 190H51V192H52ZM60 190V189H59ZM107 190H109L110 191V189H108V187H107ZM180 190V189H179ZM251 190V189H250ZM256 190V189H255ZM256 190V191H257ZM69 191V190H68ZM67 191V189H66V192H68ZM166 191V190H165ZM255 191V192H256ZM5 192V191H4ZM8 192H9V195H10V197H8ZM57 192V191H56ZM66 192H65V194H66ZM149 192V191H148ZM173 192V191H172ZM179 192V191H178ZM224 192H225V190H224ZM28 193V194H27ZM34 193V194H35ZM48 193V192H47ZM54 193V192H53ZM102 193V192H101ZM162 193V192H161ZM165 193H167V194H165ZM164 193V196H166V197H171V195L168 193V192H165ZM175 193V192H174ZM177 193V192H176ZM181 193V192H180ZM259 193V192H258ZM263 193H264V191H263ZM33 194V193H32ZM60 194H61V191H60ZM62 194H64V193H62ZM110 194V193H109ZM214 194H217L218 195V197H215L216 199H213L214 197H212V195L213 196H215ZM256 194V193H255ZM262 192L261 193H259V196H255L257 199V201L254 203V205H252L253 207L255 206L256 208H254V209H257V208H259L261 205H263L264 204V201H263V199L264 198H262ZM4 195V194H3ZM28 195H30V196H28ZM48 196H50L49 194H47ZM147 195H148V193H147ZM223 195V196H222ZM5 196L3 197V198H5ZM28 196V197H27ZM34 196V197H35ZM40 196H43L42 198L40 197ZM159 196V195H158ZM263 196H264V194H263ZM30 197H32V199L30 198ZM53 197V196H52ZM52 197H50L51 198V200L54 198H52ZM63 197V196H62ZM163 197V196H162ZM161 197V198H162ZM165 197V198H166ZM230 197V196H229ZM95 198H96V196H95ZM101 198V197H100ZM165 198H162V199H165ZM179 198V197H178ZM177 198V199H178ZM227 198V197H226ZM226 198H225V200H226ZM37 199H38V197H37ZM166 199H168V200H166ZM165 200H162V203H163V205H162V207H165V209H163L162 207V209L161 210H158V217H159V222H161V223H163L164 225V227L165 226H167L168 228H170V227H172V225H174V224H171V223H173V222H171V219H173V218H171V207L173 208V206H172V204H179L178 203V201H174L175 203H173V199L174 198H172L171 197V199L170 198H166ZM169 199H170V203H171V207H170V205H168V203H169ZM176 199V198H175ZM182 199V198H181ZM1 200H3V199H1ZM62 200V202L61 201H58V207L56 206V204H55V207H57V208H59V204H60V202H61V204L62 203H64V201L65 200H63V199H61ZM69 200H71V199H69ZM89 200V199H88ZM223 201H225L224 199H222ZM231 200V199H230ZM8 201V200H7ZM80 201V200H79ZM86 201H87V199H86ZM164 201V202H163ZM168 203H167V202ZM228 201V200H227ZM4 202H5V199H4ZM66 202H68L69 203V201L66 199V201H65V203ZM71 203H73L72 201H70ZM94 203V201H91V203ZM180 202V201H179ZM229 202V201H228ZM262 202H263V204H262ZM7 203V204H8ZM37 203H38V200H37ZM49 203V204H48ZM53 203H57V202H53ZM164 203H167V205L168 206H166ZM232 203V202H231ZM227 204V203H226ZM0 205L1 206H3V204H1V202H0ZM69 204H67L66 203V206H63V205H60V209H62V210H64L65 209V207H67ZM74 205V204H73ZM72 205V206H73ZM165 205V206H164ZM182 205V204H181ZM199 205H198V207H199ZM234 205V204H233ZM33 206V207H32ZM71 206V207H72ZM185 206V205H184ZM216 206H217V208H216ZM5 207H6V205H5ZM166 207H168V209H169V211H168V209L166 208ZM188 207V206H187ZM186 207V208H187ZM222 207V206H221ZM224 207V206H223ZM252 207V208H253ZM3 208V207H2ZM1 208V209H2ZM184 208V207H183ZM185 208V209H186ZM212 208H214V209H212ZM72 209V208H71ZM70 209V210H71ZM80 210L82 209V208H79ZM79 209H77L76 211L77 212H80V210ZM87 209V208H86ZM86 209H82L83 211L82 212H85L86 211ZM95 209H96V207H95ZM188 209V208H187ZM216 209V211L214 212V210ZM249 209V208H248ZM248 209H246L247 211H246V216L249 218V211H248ZM61 210V211H62ZM73 210V209H72ZM88 210V209H87ZM5 211H6V209H5ZM16 211H13V213H15ZM54 211H56L55 213L56 214H61V212L60 211H58L57 209H55ZM57 211H58V213H57ZM68 210H66V212H67ZM253 211V213L254 212H256L255 210H252ZM63 212H65V211H63ZM62 212V213H63ZM71 212H73V211H71ZM76 212V213H77ZM81 212V213H82ZM130 212V213H129ZM188 212V211H187ZM221 212V211H220ZM248 212V213H247ZM5 213V212H4ZM3 213V214H4ZM12 213V212H11ZM74 213V212H73ZM86 214L85 215H87V213H89L87 216H85V217H92V216H89L90 215V213H91V211L90 210H88L87 212H85ZM95 213V212H94ZM94 213H93V216H94ZM219 213V212H218ZM20 214H22V215H20ZM64 214H66V213H64ZM84 214V213H83ZM147 214V213H146ZM187 214V213H186ZM207 214H210V215H207ZM212 214V215H211ZM221 214V213H220ZM219 214V215H220ZM17 215H13V216H17ZM68 215V214H67ZM144 215H145V213H144ZM149 215V214H148ZM148 215L146 216V217H148ZM196 215V214H195ZM200 215V214H199ZM65 216V215H64ZM63 216V214H62V216L61 217H64ZM76 218H77V216H78V220L80 219V217H79V215H74ZM83 215L81 216V217H84ZM8 217V216H7ZM12 217V216H11ZM54 217H55V214H54ZM53 217V218H54ZM57 217H60V216H57ZM57 217H55V218H57ZM71 217H72V215H71ZM75 217H74V219H75ZM95 217V216H94ZM133 217H131V218H133ZM142 218H144V216H141ZM190 217V216H189ZM199 217V216H198ZM221 217V216H220ZM230 217V216H229ZM9 218H10V215H9ZM15 218V217H14ZM13 217L11 218V219H14ZM20 218H22V217H20ZM20 218H18V219H20ZM26 218V219H27ZM67 219H68V216L66 217ZM139 218H140V216H139ZM150 218H151V216H150ZM191 218V217H190ZM196 219H197V216L195 217ZM194 218V219H195ZM204 218H205V216H204ZM215 218V217H214ZM16 219V218H15ZM61 219H64V218H61ZM67 219H64L63 221L64 222H66L67 221ZM71 219H73V218H71ZM81 219H83V218H81ZM92 219H93V217H92ZM95 219V218H94ZM93 219V220H94ZM128 219H129V221H128ZM151 219H153V218H151ZM156 218H154V220H155ZM221 219V218H220ZM230 219V218H229ZM264 219V218H263ZM2 220H3V218H2ZM8 220V219H7ZM23 219H21L20 221H22ZM77 220V219H76ZM84 220V219H83ZM86 220H88V218L87 219H85L84 221L86 222ZM98 220V221H99ZM139 220V219H138ZM177 220V219H176ZM176 220H175V222H176ZM211 220H213V218L211 217ZM211 220H209L208 221V219H206L205 221H208L209 223H210V221ZM219 220V219H218ZM232 220V219H231ZM231 220H229L230 222H231ZM44 221V220H43ZM48 220H46V222H47ZM55 221V220H54ZM69 221V220H68ZM68 221H67V223H68ZM92 221V220H91ZM142 221V220H141ZM156 222H157V224L159 223L157 220H155ZM172 221H174V219L172 220ZM189 221H191V220H189ZM194 221V220H193ZM214 221V220H213ZM232 221H234V220H232ZM236 221V220H235ZM246 221V220H245ZM248 221V220H247ZM246 221V222H247ZM9 222V221H8ZM26 222V221H25ZM45 222V224H47L48 225V223H46ZM77 222V221H76ZM76 222H74V223H76ZM78 222H80L81 223V220H79ZM78 222L76 223L77 225H78ZM137 222V221H136ZM147 222V221H146ZM202 222V221H201ZM208 222L205 224V223H203L202 225H200V228H199V226L198 227H196V226H194V228H195V230H197V231H199V233L201 234V236L202 237H204V242H203V244H200L199 245V243H197V241L195 240V237L193 238V237H191L190 235H187V230L185 231L186 233V236H185V234H183L184 235V243L186 242L185 240L187 239L188 241H189V243L191 244V249H192V254H194L195 255V257H196V259H197V257L198 256H200V257H202V258H205V259H208V257H211L212 256V254L214 253L213 251H216V250H214V248H215V245H218V244H220V243H227V245L225 246L227 249L229 248V249H232L231 247L233 246L232 244L235 242L236 243V240H235V237H233V232L232 231H234V228L232 229L231 227H235L234 225H233V223L231 222L230 223V225H229V223H227L226 225H223V226H219V223H218V226L216 225V226H213V225H215V224H213L212 222V224L210 225V224H208ZM215 222V221H214ZM220 222V221H219ZM246 222H245V225H243L242 227H246ZM4 223V222H3ZM38 223H37V226H38ZM51 223H53V221L51 222ZM55 223V222H54ZM54 223H53V225H54ZM71 223H73V221L71 220ZM84 223V222H83ZM88 223V222H87ZM86 223V224H87ZM94 223V221H92V223L91 224H87V227H85L86 229L88 228V230H90L91 231V228H89V226H91L92 224ZM117 223H116V225H117ZM193 223V222H192ZM196 223H198V222H196ZM69 224V223H68ZM67 224V225H68ZM85 224V223H84ZM96 224V223H95ZM144 223H142V225H143ZM1 225H3L4 226V224H1ZM50 225V224H49ZM62 224H61V222H60V226H61ZM66 225V224H65ZM64 225V226H65ZM89 225V226H88ZM94 225V224H93ZM92 225V226H93ZM97 225V224H96ZM115 225V226H116ZM220 225H221V223H220ZM227 225H229L230 227H227ZM37 226H35L36 228H37ZM52 226V225H51ZM51 226H50V228L49 229H51ZM71 226V225H70ZM74 226V225H73ZM84 226H86V225H83V227ZM137 226H138V224H137ZM144 226V225H143ZM158 226H159V224H158ZM41 227H44V226H41ZM59 227V226H58ZM63 227V226H62ZM68 227V226H67ZM72 227V226H71ZM76 227V226H75ZM96 227V226H95ZM95 227H94V229H95ZM149 227V226H148ZM184 227H185V224H184ZM12 228V227H11ZM14 228V227H13ZM17 228V227H16ZM70 228V227H69ZM82 228V227H81ZM146 228H147V226H146ZM150 228V227H149ZM148 228V229H149ZM153 228V227H152ZM186 228V227H185ZM193 228V229H194ZM5 229H8V228H6V226H5ZM20 229H22V227L20 228ZM93 229V230H94ZM142 229H144V228H142ZM171 229V228H170ZM172 229H173V227H172ZM224 229V230H223ZM229 229H231V230H229ZM11 230V229H10ZM18 230V229H17ZM23 230V229H22ZM27 230V229H26ZM45 230V229H44ZM71 230V229H70ZM74 230H76L75 228L73 229V231ZM96 230V229H95ZM94 230V231H95ZM154 230H156V229H154ZM161 230V229H160ZM168 230V229H167ZM237 230V229H236ZM243 230L245 231V230H247L248 231V228L246 229V228H243ZM262 230H264V228H262ZM47 231H48V228H47ZM61 231V230H60ZM173 231V230H172ZM194 231V230H193ZM197 231H195V232H197ZM22 232V231H21ZM26 232V231H25ZM51 232H53V230L51 229ZM64 232V231H63ZM66 233H68L69 232V230L68 229H66V231H65ZM92 232V231H91ZM96 232V231H95ZM94 232V233H95ZM102 231H100V233H101ZM157 231H155V236H156V234L157 235H159V234H161V233H159V230H158V233H156ZM184 232V231H183ZM232 232V233H231ZM235 232V231H234ZM239 232V231H238ZM3 233V232H2ZM8 233H9V231H8ZM44 233H46L45 231H44ZM79 233V232H78ZM82 232H80V235H82L81 234ZM98 233V232H97ZM152 233V234H151ZM164 233V234H165ZM174 233V232H173ZM198 233V234H199ZM210 233L212 234V236H213V238H211V235H210ZM12 234V233H11ZM10 233H9V235H11ZM47 235H45L46 237H48V235H49V233H46ZM60 234H61V232H60ZM62 234H64V233H62ZM76 234V233H75ZM85 234V233H84ZM92 234V233H91ZM99 234V233H98ZM102 234V233H101ZM199 234V235H200ZM244 234V233H243ZM263 234V233H262ZM0 235H1V233H0ZM9 235H7V236H9ZM15 235V234H14ZM44 235V234H43ZM66 235H68V234H66ZM65 235V236H66ZM136 235V234H135ZM145 235V236H144ZM152 235V236H151ZM162 235V234H161ZM196 235H197V233H196ZM235 235V234H234ZM244 235H246V233L244 234ZM11 236H13V235H11ZM29 236L30 235H28V238H26V240H22V238L21 239H18V241L19 240H22V242L21 241H17L18 242V244H19V246H17V248L15 247V249L14 250H10L9 248H10V246H9V248L8 247H6V243H4L3 242V240L0 242V264H101V259H99V257H100V254H98V252H97V250H95V248H94V250L93 249H90V247L91 246H89V244L91 243H89L88 244V246H89V248H87L88 246H86L85 245V243L83 244L82 242H84V241H82V242H80V240H72V241H70V242H75V243H73V244H75V245H77L78 244V247H74V249L76 248V250L79 248V246H80V243H81V245H84V247L86 246V250H84V247H82V249L80 248L79 249V251H74V254H72V261H70L69 260V258H66V256L68 255V253L70 252V250H67V251H69L68 253H66V250H65V253H62L63 252V250L61 251V252H59L60 251V248H59V251H58V253H57V255L55 256H51V253H52V249L51 248H53V247H51L50 246V248L49 249H51L50 251H51V253H50V251H49V249H46V250H41L39 247H37V245H35V244H33V241L29 238ZM50 236H51V234H50ZM55 236V235H54ZM53 236V237H54ZM64 236V237H65ZM76 236V235H75ZM85 236V235H84ZM140 236V235H139ZM164 236V235H163ZM260 236V235H259ZM259 236H258V238H259ZM263 236V235H262ZM31 237V236H30ZM63 237V236H62ZM68 237V239H70L69 237L70 236H67ZM67 237H66V239H67ZM161 237V238H160ZM200 237V236H199ZM201 237V238H202ZM1 238V237H0ZM9 238H12V237H8V239ZM13 238H15V236L13 237ZM31 238H33V237H31ZM52 238V237H51ZM55 238H58V237H56L55 236ZM92 238V237H91ZM106 238V237H105ZM160 238V239H159ZM211 239V241H212V245L210 246V244L209 243H207V242H205V239H208V240H210ZM234 238V239H233ZM5 239V238H4ZM36 239V238H35ZM60 239V238H59ZM67 239V241L69 242V240ZM95 239H96V236H95ZM130 239V238H129ZM162 239V240H161ZM163 239H164V241H163ZM178 239V238H177ZM238 239V238H237ZM263 239V238H262ZM1 240V239H0ZM13 240V239H12ZM12 240H10V241H12ZM39 240V239H38ZM61 240H63L62 238H61ZM96 240H98V239H96ZM174 240V239H173ZM195 240V241H194ZM199 240H201L200 238H199ZM233 240V241H232ZM58 241V240H57ZM89 241V240H88ZM91 241V240H90ZM94 241V240H93ZM130 241V240H129ZM131 241H132V239H131ZM168 241H171V243H172V240L171 239H168ZM168 241H165V243H170V242H168ZM176 241V240H175ZM175 241H174V244H175ZM201 241H203V238H202V240ZM210 241V242H211ZM238 241V240H237ZM245 241V239L242 241V242H244ZM37 242V241H36ZM41 242H42V240H41ZM55 242V241H54ZM69 242V243H70ZM76 242H77V244H76ZM80 242V243H79ZM128 242V241H127ZM176 242H178V241H176ZM43 243H44V241H43ZM183 243V244H184ZM232 243V244H231ZM239 243V242H238ZM246 243V242H245ZM261 243V242H260ZM13 244V243H12ZM11 244V245H12ZM36 244H38V242L36 243ZM42 244V243H41ZM51 244L53 245V243L51 242ZM60 244V243H59ZM59 244H56V246L57 245H59ZM65 244H67V243H65ZM91 244H93V243H91ZM173 244V243H172ZM172 244H171V246H172ZM199 245L200 246V248L202 247V251H201V253H199L198 252V254H197V252H195V250L197 249V247L196 246H194V245ZM223 244H221V245H218L219 247L221 246H223ZM14 245V244H13ZM44 244H42V246H43ZM50 245V244H49ZM61 245V244H60ZM63 246H66V245H64V243L62 244ZM98 245V244H97ZM96 245V246H97ZM188 245V244H187ZM187 245H185V247L187 246ZM239 245V244H238ZM237 244H236V246H238ZM263 245V244H262ZM16 246V245H15ZM70 245H68L67 244V246H66V248H68ZM127 246V245H126ZM189 246V245H188ZM199 246H198V249H199ZM235 246V245H234ZM233 246V247H234ZM240 246V245H239ZM243 246V245H242ZM241 246V247H242ZM81 247V246H80ZM93 247H94V245H93ZM114 247H116V248H114ZM128 247V246H127ZM165 247V246H164ZM164 247H163V250H164ZM169 247H170V245H169ZM209 247H211V248H209ZM48 248V247H47ZM57 248V247H56ZM166 248V247H165ZM173 247H171V249H172ZM178 248H180V246L178 247ZM239 248V247H238ZM69 249V248H68ZM98 249V248H97ZM174 249V248H173ZM216 249H217V247H216ZM236 249V248H235ZM7 250V251H6ZM8 250H10L9 252H8ZM54 250V249H53ZM80 250L81 251H86V253H81L80 252ZM167 250V249H166ZM234 250V249H233ZM83 251V252H84ZM162 251V250H161ZM168 251V250H167ZM169 251H171V250H169ZM179 251V250H178ZM198 251V250H197ZM200 251V250H199ZM222 251V250H221ZM72 252V251H71ZM159 252H157L156 251V253L157 254H159ZM164 252V251H163ZM175 252V251H174ZM184 251L182 250V253H183ZM208 253L209 252V254H206V253ZM213 252V253H212ZM218 252V251H217ZM228 252H230V250L228 251ZM7 253H9L8 255H10V258H9V261H7V260H5V255L7 254ZM100 253H101V251H100ZM161 253V252H160ZM165 253V252H164ZM163 253V254H164ZM172 253V252H171ZM170 253V254H171ZM178 253V252H177ZM185 253V252H184ZM231 253H233V251L231 252ZM231 253H229L228 255H229V257H230V254ZM168 254V253H167ZM215 254V253H214ZM213 254V255H214ZM99 255V256H98ZM156 255V254H155ZM166 255V254H165ZM164 255V256H165ZM209 255V256H208ZM168 256H170V255H168ZM174 256H176V255H174ZM181 256V255H180ZM208 256V257H207ZM216 256V255H215ZM234 255H232V257H233ZM53 257H55V258H53ZM67 257H69V256H67ZM159 257H160V255H159ZM159 257L157 256L156 258H158L159 259ZM161 257H162V254H161ZM185 257H186V255H185ZM188 257V256H187ZM190 257H192V256H190ZM194 257V258H195ZM217 257V256H216ZM232 257H230V258H232ZM193 258V257H192ZM220 258V257H219ZM8 259V258H7ZM195 259V261L197 262V260ZM210 259V258H209ZM234 259V258H233ZM71 262H69V261ZM230 260V259H229ZM237 260V259H236ZM113 261V260H112ZM233 261V260H232ZM183 262V261H182ZM237 262H238V260H237ZM243 262V261H242ZM163 263H164V260H163ZM240 262H238V264H239ZM104 264V263H103ZM111 264H113V263H111ZM165 264V263H164ZM166 264H169V262L168 263H166ZM236 264V263H235ZM243 264V263H242Z\"/></svg>", "mask_w": 264, "mask_h": 264}]
</instances>
